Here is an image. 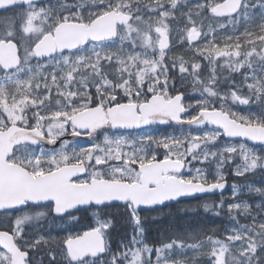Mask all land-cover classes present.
Here are the masks:
<instances>
[{
  "label": "rangeland",
  "instance_id": "1",
  "mask_svg": "<svg viewBox=\"0 0 264 264\" xmlns=\"http://www.w3.org/2000/svg\"><path fill=\"white\" fill-rule=\"evenodd\" d=\"M133 1L139 0H43L39 4L17 6L0 13L3 25L0 39L19 36L22 22L27 31L28 17L32 18L33 25H39L41 18L36 13L41 9L54 10L49 11L50 19L44 22L47 31L56 28L62 16H67L65 21L88 23L98 12L128 10ZM220 1L173 0L168 9L161 11L163 16L177 23L167 30L150 12L152 3L146 2L144 15L124 26L116 40L89 42L74 51L44 60L25 56L26 49L30 51L41 38L40 33H29L27 42L20 45L22 63L27 60L24 70L13 78L15 82L0 79V130L11 123H26L40 127L51 137L71 133L75 131L71 116L94 105L92 88L96 91L95 104L105 109L120 100L141 103L155 93L169 99L172 96L168 84L171 75L166 59L171 61L174 57L180 65L172 64L173 69L177 72L187 69L189 74L185 77H189L191 85H198L185 94V106L194 113L200 109L219 108L242 123L264 125V0H247L240 14L233 18H218L213 12H207V8ZM194 9L195 14L192 13ZM212 17L215 24L209 21ZM193 29L202 34L196 43L189 41ZM162 35L170 39L167 50L161 49ZM210 55L216 62L222 59L234 64L235 71L229 76L228 87L200 85L194 76V67L203 66ZM197 58H201L199 62ZM102 60L115 63L119 83L105 79L100 68ZM212 77L222 81L219 75ZM35 96L44 97L52 109L34 110L38 106ZM160 156L187 163L186 170L177 175L181 179L205 183L225 178L232 181L222 195L179 203L199 212L193 224L200 236L185 245L177 239L176 233L170 232L166 244L149 246L145 243L140 214L130 207L134 231L128 248L113 251L109 245V252L103 259L78 264L165 261L218 264V259L222 264H264V146L228 140L220 129L210 126L195 130L151 126L137 131H108L94 140L65 139L53 149L20 147L10 160L24 165L35 175L63 164L83 163L88 173L76 182H88L92 178L131 182L139 179V165ZM247 175L253 180H241ZM170 208L151 213L169 220ZM88 213L101 231L111 225L101 218L98 208H91ZM5 214L23 250L31 253L33 249L39 252L49 249L52 255L56 252L57 256H64L67 264H73L68 259L64 242L79 233L78 216L57 218L52 213V204ZM4 223L0 218V226ZM35 262L39 263V259ZM9 263V255L0 249V264Z\"/></svg>",
  "mask_w": 264,
  "mask_h": 264
},
{
  "label": "water",
  "instance_id": "2",
  "mask_svg": "<svg viewBox=\"0 0 264 264\" xmlns=\"http://www.w3.org/2000/svg\"><path fill=\"white\" fill-rule=\"evenodd\" d=\"M41 0H0V11ZM244 0H224L215 11L226 17L237 15ZM132 15L110 11L90 25L81 22H62L53 37L41 45L35 55L38 59L54 56L57 51L69 52L86 44L89 40H104L117 37L118 25L130 21ZM200 34L190 35L192 42L198 41ZM167 47V44L164 48ZM14 62L21 63L20 49L10 43H0V65L11 68ZM184 94L178 93L167 100L156 94L147 102H123L111 106L108 111L100 106H91L75 113L72 124L77 131L67 135L75 139H95L104 131L138 130L151 125L202 128L207 124L225 132V137L233 141L245 140L252 145H264V126L246 125L232 118L221 109L200 110L192 119L183 116L190 112L183 105ZM88 132V134H82ZM61 139L45 136L39 128H28L11 124L0 131V213L15 212L28 205L53 204L56 217L65 216L91 206L108 207L132 204L137 211L176 204L182 200L223 193L228 180L205 184L185 181L178 174L185 170L186 164L171 158L154 160L139 166L140 179L135 182L92 178L89 182L78 183L74 179L84 176V164H65L42 175L35 176L19 163L10 162L14 149L19 145L32 147H57ZM170 173H173L170 175ZM0 247L11 255L10 264H26L30 257L16 244L12 233L0 230ZM69 260L79 263L88 258L97 259L107 252L106 238L97 228H91L65 241ZM221 263V260H219ZM175 264V263H164Z\"/></svg>",
  "mask_w": 264,
  "mask_h": 264
},
{
  "label": "trees",
  "instance_id": "3",
  "mask_svg": "<svg viewBox=\"0 0 264 264\" xmlns=\"http://www.w3.org/2000/svg\"><path fill=\"white\" fill-rule=\"evenodd\" d=\"M144 2V0H142ZM213 23L215 24V18H213ZM3 25L0 26V31L2 30ZM201 58H197L199 62ZM166 66L170 72L169 77V91L171 94L176 92H184L186 95L190 92V90L194 88H198V85L192 84L191 80L186 78L185 76L189 74L187 69H183V72H177L173 69L174 64H179L180 61L174 57L171 61L166 59ZM173 64V66H172ZM234 64L230 63L226 60H218L217 62L212 59H206L203 61V66H196L195 69V77L199 80L200 85L210 87H228V83L230 82L229 76L235 70H233ZM100 68L102 69L105 79L114 81L116 84L118 82L117 74L119 73L117 66L113 62H107L102 60L100 62ZM214 69V74L219 75L222 78V81H217L212 76V72ZM188 81V82H187ZM83 83V82H82ZM79 83L78 85H81ZM197 84V83H196ZM93 92V104L97 102L96 99V91L95 88H92ZM150 94V93H149ZM42 97V96H41ZM35 96V98L39 101L37 103V108L34 110L46 111L52 109L48 102H45L44 97ZM248 177L241 178V180H246L249 182L251 179V175H247ZM100 216L102 219L107 220L111 223V225L105 229V234L108 238V242L113 251H125L128 248V245L133 238L134 231V219L132 213L128 206H113L109 208H99ZM189 209L188 207H184V205H173L170 208V217L169 220L163 218V216L154 215L151 212H143L140 216V224L145 233V242L149 246H158L160 244H166L170 238L167 235L170 232L176 233L177 239L183 244H191L195 240V237H199L200 233L197 230L196 226L193 224L196 216H198L199 212ZM191 214L193 216L191 217ZM77 225L80 229L79 232L84 231L88 228L95 226V222L92 216L88 213V211L78 212L76 214ZM0 218L4 220V225H1V229L11 230L12 227H9V219H7V214H1ZM56 220V219H55ZM76 228V227H74ZM76 230V229H75ZM162 235H165L164 237ZM41 248V245L38 246ZM43 251H35L31 250V258L29 264H67L63 255H52V251L49 249H42ZM59 253L60 249H56ZM38 257V258H37ZM35 259H39V263L35 262Z\"/></svg>",
  "mask_w": 264,
  "mask_h": 264
},
{
  "label": "snow or ice",
  "instance_id": "4",
  "mask_svg": "<svg viewBox=\"0 0 264 264\" xmlns=\"http://www.w3.org/2000/svg\"><path fill=\"white\" fill-rule=\"evenodd\" d=\"M49 11H54V10L41 9L38 13H36V15L41 18L39 25H33L31 17L26 18L28 24L27 31H25L22 22L19 36L9 37L6 40L0 39V43H10L16 45L17 53H19V47L21 44L27 42L26 38L29 33H40L41 39L32 45L30 51L27 49L25 51L26 57L29 55H33V56L39 55L40 53L36 52V50L41 48V45L44 44L45 40H47L49 37H53V33L56 32L57 28L59 27V25H57V28H49L47 31H45L44 22L50 19ZM60 20L61 22L67 20V16H62ZM26 63L27 60H25L23 63L14 62L11 68H5L3 65H0V79H6L9 82H15L13 78L16 77L17 73L24 70V64Z\"/></svg>",
  "mask_w": 264,
  "mask_h": 264
},
{
  "label": "flooded vegetation",
  "instance_id": "5",
  "mask_svg": "<svg viewBox=\"0 0 264 264\" xmlns=\"http://www.w3.org/2000/svg\"><path fill=\"white\" fill-rule=\"evenodd\" d=\"M188 1H189V2H190V1H193V2H196V1L206 2V1H208V0H188ZM216 5H217V4H215L214 6L216 7ZM169 7H170V6H169ZM169 7H168V8H169ZM215 7H214V8H213V7H209V8H207V12H212L213 9L215 10ZM168 8H167V9H168ZM204 10H205V9H204ZM204 10H202V12H204ZM192 13L195 14V13H196V10L194 9V10L192 11ZM186 27H187V26H186ZM165 262H171V261H165Z\"/></svg>",
  "mask_w": 264,
  "mask_h": 264
}]
</instances>
